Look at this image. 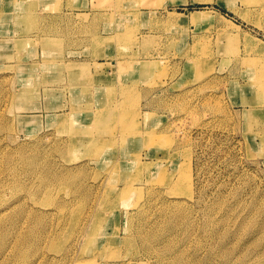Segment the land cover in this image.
Instances as JSON below:
<instances>
[{
	"label": "rangeland",
	"instance_id": "1",
	"mask_svg": "<svg viewBox=\"0 0 264 264\" xmlns=\"http://www.w3.org/2000/svg\"><path fill=\"white\" fill-rule=\"evenodd\" d=\"M0 264H264V0H0Z\"/></svg>",
	"mask_w": 264,
	"mask_h": 264
},
{
	"label": "bare ground",
	"instance_id": "2",
	"mask_svg": "<svg viewBox=\"0 0 264 264\" xmlns=\"http://www.w3.org/2000/svg\"><path fill=\"white\" fill-rule=\"evenodd\" d=\"M91 116V115H90ZM92 117V116H91ZM73 119V118H71ZM91 135L89 136L90 142H100L102 141L99 138H92ZM104 144L106 142H103ZM191 165L188 162L181 164L179 170L175 176L174 182L172 184V188L176 193H187L189 194L191 191Z\"/></svg>",
	"mask_w": 264,
	"mask_h": 264
}]
</instances>
